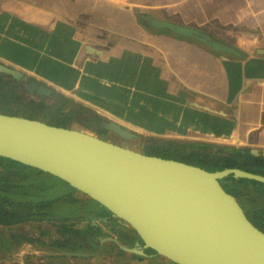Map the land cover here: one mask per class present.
Instances as JSON below:
<instances>
[{
	"label": "crops",
	"instance_id": "crops-1",
	"mask_svg": "<svg viewBox=\"0 0 264 264\" xmlns=\"http://www.w3.org/2000/svg\"><path fill=\"white\" fill-rule=\"evenodd\" d=\"M0 63L103 120L86 133L115 135L114 122L138 139L264 158V0H0ZM116 258L0 251L3 264H124Z\"/></svg>",
	"mask_w": 264,
	"mask_h": 264
},
{
	"label": "water",
	"instance_id": "water-1",
	"mask_svg": "<svg viewBox=\"0 0 264 264\" xmlns=\"http://www.w3.org/2000/svg\"><path fill=\"white\" fill-rule=\"evenodd\" d=\"M0 74L26 83L27 90L39 96L52 93L1 63ZM107 128L123 139L138 138L114 122ZM0 157L68 184L126 223L153 251L129 248L114 238L104 240L129 253L162 257L170 264H264V232L221 183L231 176L264 184L262 175L241 169L209 171L76 129L3 113Z\"/></svg>",
	"mask_w": 264,
	"mask_h": 264
},
{
	"label": "trees",
	"instance_id": "trees-1",
	"mask_svg": "<svg viewBox=\"0 0 264 264\" xmlns=\"http://www.w3.org/2000/svg\"><path fill=\"white\" fill-rule=\"evenodd\" d=\"M0 75L13 80L20 100L31 101L36 106L57 108L54 115L43 121L47 124L92 133L105 125L101 118L91 115L80 106L66 110L65 105L74 104L71 99L58 94L39 96L29 92L24 82L16 81L6 74ZM8 83V80L1 81L0 94L9 91ZM74 123L81 127H73ZM160 141L162 143L149 146L145 154L174 159L209 171L241 169L264 176V158L255 157L247 149L206 143L186 144L199 147L198 150H190L187 146H177L171 140ZM221 183L229 194L239 200L249 220L264 232V184L254 180L234 179L231 176ZM75 220L88 221L91 226L86 231L73 229L70 223ZM99 220L109 221V226L112 223L118 225L117 221H120L97 202L50 174L0 157V251L4 249L9 252L13 246L26 243L58 252L72 251L80 255H91L88 252L99 251L109 245L115 248L118 258L130 256L143 259L142 256L123 250L114 241H104L108 236L96 225ZM31 225L38 226V230L26 229ZM44 226H49L52 233H44ZM135 235L142 243L139 236ZM128 236L135 241L132 234ZM125 238L117 241L122 244L120 241ZM150 252L153 251H147Z\"/></svg>",
	"mask_w": 264,
	"mask_h": 264
},
{
	"label": "rangeland",
	"instance_id": "rangeland-1",
	"mask_svg": "<svg viewBox=\"0 0 264 264\" xmlns=\"http://www.w3.org/2000/svg\"><path fill=\"white\" fill-rule=\"evenodd\" d=\"M4 80L9 81V83L7 85L9 91H7V92L5 91V92L0 94V112L13 113L17 116L29 117L31 119H35V120H39V121H44V120L48 119L49 116H52L56 113L57 108L51 109L48 106H43V107L36 106V104H33L31 101H28L25 99L20 100V98L17 97V95L19 96V93L17 92V87H16L15 83L13 82V80L10 78L6 79L5 77L0 76V83H1V81L3 82ZM12 93H14V95H12ZM58 106H60V104ZM76 107H78V105L75 103L74 104L68 103L67 105H65L66 110L74 109ZM72 126L75 128L81 127L77 123H74V125H72ZM87 132H90V131H87ZM94 135L101 138V139H104L106 141L115 143V144L120 145L122 147L134 150V151L139 152V153H144V154H145V152L149 146H152L155 144L157 145L158 143H162L160 140H168V141L171 140V141L176 142L178 144L177 146H180L183 148H185L184 146H187L186 148L190 149V150H198L199 149V147L186 145V144H193V143H184V141H175L172 139H161V138L140 136L139 139L137 138L135 140H127V139H123L117 135H112L110 133H104L103 131H100L99 133L94 134ZM79 222H85V224L80 226V225H78ZM98 222H100L101 224H103L105 226L103 231H104L105 235L108 236L106 238L119 239V238H124V237L128 236L129 234L135 235L134 231L126 223H124L122 221H117L118 225H113L114 223H112V224H110V226H109V222H107L106 220H99ZM74 226H79L81 228L86 229V227L91 226V223L88 221L75 220L72 223H70L71 228ZM111 226H113V227H111ZM74 228H76V227H74ZM76 230L86 231V230H81V229H77V228H76ZM88 253H91L92 255H94V254L95 255L109 254V256L112 258V260H113V258H116L118 256L115 248L111 247L109 245L103 247V249H101L99 251L92 250L91 252H88ZM16 258L18 259L19 257L14 256L13 260L11 262L17 263L18 260ZM135 258L136 257L130 258V257L126 256V257H123L120 259L122 262H124V264H140L141 262ZM143 259H146V260L144 262H142L141 264H170L166 259L164 260V259H161L159 257L150 258V259L143 257ZM0 264H3V263H0Z\"/></svg>",
	"mask_w": 264,
	"mask_h": 264
},
{
	"label": "flooded vegetation",
	"instance_id": "flooded-vegetation-1",
	"mask_svg": "<svg viewBox=\"0 0 264 264\" xmlns=\"http://www.w3.org/2000/svg\"><path fill=\"white\" fill-rule=\"evenodd\" d=\"M1 76V75H0ZM109 222V221H108ZM110 223V222H109ZM133 237L135 238V241H133V239H131V237H127L126 236V238L127 239H124V240H121L120 242H122L123 244H126V246L127 247H131V246H133V247H136V248H138V249H141V250H143L144 252H147L148 250L144 247V245L139 241V239L135 236V235H133ZM125 238V237H124ZM132 240V241H131Z\"/></svg>",
	"mask_w": 264,
	"mask_h": 264
}]
</instances>
